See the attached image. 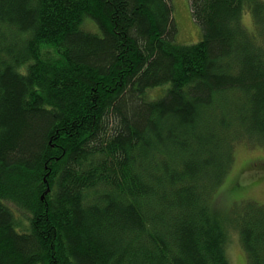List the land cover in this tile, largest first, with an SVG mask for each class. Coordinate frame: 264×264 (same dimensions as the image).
I'll list each match as a JSON object with an SVG mask.
<instances>
[{"label": "trees", "instance_id": "obj_1", "mask_svg": "<svg viewBox=\"0 0 264 264\" xmlns=\"http://www.w3.org/2000/svg\"><path fill=\"white\" fill-rule=\"evenodd\" d=\"M189 6L193 45L170 0H0V264H231L229 227L264 264V203L223 206L264 148L261 7Z\"/></svg>", "mask_w": 264, "mask_h": 264}, {"label": "rangeland", "instance_id": "obj_2", "mask_svg": "<svg viewBox=\"0 0 264 264\" xmlns=\"http://www.w3.org/2000/svg\"><path fill=\"white\" fill-rule=\"evenodd\" d=\"M261 7L259 16L264 18V0H257ZM172 6V16L174 24L177 28L176 37L178 41L182 44H196L202 38V33L199 25L194 21L189 0H170ZM242 23L248 33L255 34L256 43L258 47H263L264 49V36H261L260 32L264 33V19L262 23H259L258 15L256 17L254 11L248 8L246 12L242 15ZM83 26L88 29H93L91 23H84ZM261 29V30H260ZM255 40V38H254ZM255 44V43H254ZM256 45V44H255ZM161 94L160 90H154L151 92V96L157 97ZM264 154V148L256 144L239 143L236 144L234 151V162L228 172L226 186H232L234 182H239L238 187L231 188L229 191L232 198H227L223 201V206L230 209L234 204L235 196H239L243 192L246 193L245 198H251V200H256L264 203V184L254 185L252 181H258L255 177V171L249 169V167H244V162L247 160L248 155L251 154ZM240 171L242 173H240ZM238 174L237 178L236 175ZM259 176V174H257ZM223 188V187H222ZM18 215V214H17ZM21 215L19 218L22 220ZM236 228H228V243H227V255L231 264H249L246 254L242 248L238 230Z\"/></svg>", "mask_w": 264, "mask_h": 264}]
</instances>
